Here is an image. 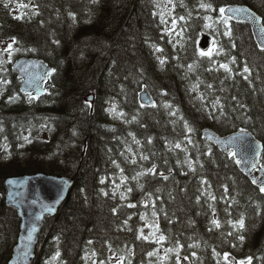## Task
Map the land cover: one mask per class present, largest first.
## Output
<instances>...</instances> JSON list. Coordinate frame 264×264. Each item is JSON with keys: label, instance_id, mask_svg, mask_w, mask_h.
<instances>
[{"label": "trees", "instance_id": "obj_1", "mask_svg": "<svg viewBox=\"0 0 264 264\" xmlns=\"http://www.w3.org/2000/svg\"><path fill=\"white\" fill-rule=\"evenodd\" d=\"M15 1L24 5L13 12L0 0V264L19 231L3 179L36 171L76 175L38 264H178L180 253L264 264V192L203 136L245 129L264 143V52L246 23L220 13L246 3L264 18V0ZM21 56L55 68L39 99L20 90L11 62ZM145 87L155 105L141 103ZM141 241L145 255L132 254Z\"/></svg>", "mask_w": 264, "mask_h": 264}, {"label": "water", "instance_id": "obj_2", "mask_svg": "<svg viewBox=\"0 0 264 264\" xmlns=\"http://www.w3.org/2000/svg\"><path fill=\"white\" fill-rule=\"evenodd\" d=\"M224 14L250 26L254 41L264 51V18L246 3H235L224 9ZM211 37L204 34L199 41L202 50L209 49ZM12 68L21 79L22 92L36 99L47 92L55 68L44 58L23 56L15 59ZM94 95L89 100H94ZM142 104L152 106L155 98L149 89L139 92ZM203 136L218 149L235 153L240 170L258 188L264 186L262 155L264 143L251 130L240 129L219 134L210 127L203 129ZM236 138H242L237 141ZM257 171V173L255 172ZM76 181V175L36 171L8 175L3 180L5 205L14 208L19 218V231L7 264H34L41 233L48 219L58 215ZM182 264H190L183 260Z\"/></svg>", "mask_w": 264, "mask_h": 264}, {"label": "rangeland", "instance_id": "obj_3", "mask_svg": "<svg viewBox=\"0 0 264 264\" xmlns=\"http://www.w3.org/2000/svg\"><path fill=\"white\" fill-rule=\"evenodd\" d=\"M4 1V3H3V6L4 7H7L8 9H10V10H13V12H16V11H18L19 10V8H20V6H22V5H24L23 3L21 4V2H16L15 0H3ZM165 1L163 0V1H161L160 2V5H161V7L162 6H164L165 7ZM17 16H19L18 14H16L15 15V17H17ZM243 33H244V36L246 35L247 36V34H246V32H245V30H244V28H243ZM242 33V34H243ZM174 35H177V32L174 34ZM261 59H259L258 60V62L260 61ZM257 61L255 60V63H256ZM12 64L14 63L13 61L11 62ZM263 63V62H262ZM13 69V68H12ZM14 70V69H13ZM15 71V70H14ZM159 71H162V75H163V72L165 71V67H160L159 68ZM16 72V71H15ZM17 73V72H16ZM161 76V75H160ZM142 89H147V87H145V88H142ZM77 138V137H76ZM78 140L79 141H77L75 144H72L69 148H68V151L70 152V153H79L80 151H78L77 149H78V146L80 145V144H83L84 143V141H83V139H82V137L81 138H79L78 137ZM90 142V139L88 138H86V141H85V144H84V146L86 147L85 149H84V152L85 151H88V143ZM6 161H10V158H8ZM112 164V163H111ZM113 165V164H112ZM87 166L89 167V169H90V167L92 166V164H90V163H88L87 164ZM114 166V165H113ZM94 170V169H93ZM96 173H99V174H97L98 176L99 175H101V176H108L107 174H108V171H107V169H105L104 168V170L102 169V170H97L96 169V171H95ZM124 174H126V171H124ZM10 175H13V174H10ZM15 175V174H14ZM104 177V178H105ZM98 179L99 178H97V181H98ZM4 180V179H3ZM4 186V185H3ZM2 200H4V193L2 194ZM8 207V206H7ZM17 212V211H16ZM118 222H121V221H118ZM55 224L56 223H53V220L52 219H50L48 222H47V224H46V226H45V233L47 232V231H49L50 232V229H51V227H54L55 226ZM62 227V226H61ZM150 232H149V235H148V238L150 239V236H151V233H153L152 232V230H149ZM155 240H156V242H158V241H161L159 238H157V235L155 236ZM139 245H138V248H135V247H133V249H132V254H135V252H137V253H140V255H145V253H146V249L149 247V245L148 244H145L143 241H141V242H139L138 243ZM160 248H162V247H160ZM157 251V250H156ZM139 255V256H140ZM44 257V256H43ZM111 257H112V255H110L109 256V259H111ZM178 258V264H181V261H182V259H184L185 258V256H183L181 253L179 254V255H177V256H175V258H173V259H177ZM187 259L189 258V257H186ZM128 259L129 258H127V259H125L123 262H122V264H124L125 263V261H126V263L128 264L129 262H128ZM43 261H41V263H42ZM39 263V259L36 261V264H38ZM235 263L236 264H241L240 263V261H235ZM91 264H94L93 262H91ZM115 264H119V263H115Z\"/></svg>", "mask_w": 264, "mask_h": 264}, {"label": "snow or ice", "instance_id": "obj_4", "mask_svg": "<svg viewBox=\"0 0 264 264\" xmlns=\"http://www.w3.org/2000/svg\"><path fill=\"white\" fill-rule=\"evenodd\" d=\"M201 7H211V5H203V4H202ZM224 11H225V10H224L223 8L220 9V13H221V15H223ZM181 19H183V17H181ZM226 22H227V21H225V23H226ZM262 31H264V29H262ZM225 34L227 35V34H229V33H225ZM13 42H15L14 39H13ZM11 50H12V45L9 44L8 49H7V51L9 52V55L11 54ZM158 50H159V49H158ZM201 55H211V50H209L208 52H201ZM161 63H163V61H161ZM221 67H223V68H225L226 70H228V66H227V65H221ZM244 71H245V72H248V68L245 67V68H244ZM10 99H11V98H10ZM236 139H237V141H239V140L242 139V138H236ZM177 146H179V145H177ZM232 155L235 156V153H233ZM236 162L239 163L240 161L237 160ZM260 191H261V192H264V186H262V187L260 188ZM214 223H215V222H214ZM238 223H239V227H241V228L244 227V222H243V220H240ZM160 239L162 240L163 237H160ZM241 239H243V237H241ZM150 255H151V253H150ZM227 258H228L227 255H225V260H227ZM185 259H187V258L185 257ZM241 264H244V262H241ZM247 264H251V258H249Z\"/></svg>", "mask_w": 264, "mask_h": 264}]
</instances>
